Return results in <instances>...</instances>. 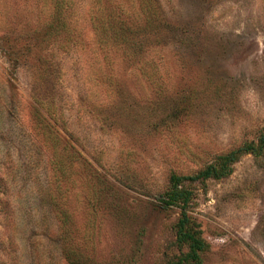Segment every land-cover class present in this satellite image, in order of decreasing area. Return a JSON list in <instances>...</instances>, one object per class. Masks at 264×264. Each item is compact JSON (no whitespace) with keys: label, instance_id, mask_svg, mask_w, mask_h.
Returning <instances> with one entry per match:
<instances>
[{"label":"rangeland","instance_id":"374dc122","mask_svg":"<svg viewBox=\"0 0 264 264\" xmlns=\"http://www.w3.org/2000/svg\"><path fill=\"white\" fill-rule=\"evenodd\" d=\"M71 10L60 30L51 0H0V264H182L160 199L257 136L264 0ZM188 187L199 264H264V151Z\"/></svg>","mask_w":264,"mask_h":264},{"label":"trees","instance_id":"16d2710c","mask_svg":"<svg viewBox=\"0 0 264 264\" xmlns=\"http://www.w3.org/2000/svg\"><path fill=\"white\" fill-rule=\"evenodd\" d=\"M53 5V17L57 20L60 30L67 29L66 17L71 13L72 0H51ZM101 14V10L99 11ZM102 20H100L101 22ZM105 32L103 24L98 26ZM264 151V122L258 130L254 140H245L236 147L213 157L211 161L196 170L192 175H177L171 173L168 176L167 188L162 193L160 201L165 206L176 205L180 207V214L174 224L176 241L186 246V252L182 264H199V252L203 248V241L199 236V230L185 211L186 205L192 199V190L188 183L206 178H218L230 171L231 164L242 154L259 153ZM187 181L188 183H185Z\"/></svg>","mask_w":264,"mask_h":264}]
</instances>
